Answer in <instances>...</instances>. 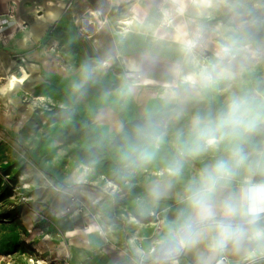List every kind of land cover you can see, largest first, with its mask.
Masks as SVG:
<instances>
[{
    "label": "rangeland",
    "instance_id": "rangeland-1",
    "mask_svg": "<svg viewBox=\"0 0 264 264\" xmlns=\"http://www.w3.org/2000/svg\"><path fill=\"white\" fill-rule=\"evenodd\" d=\"M237 1L225 0L226 28L220 22L203 33L210 42L195 49L197 65L179 51L194 70L215 63L221 47L231 49L225 64L232 78L199 94L186 90L173 70L132 69L122 57L107 62L98 42L79 30L54 31L41 44L40 79L23 84L22 97L11 107L19 125L2 133L18 160L0 164V264H158L155 249L178 238L177 228L190 213L187 185L232 146L221 143L189 158L181 177H169V164L191 139L193 118L213 117L232 94H264V0H241L243 7L233 10ZM216 27L223 30H212ZM84 40L96 56L89 55ZM85 68L92 73L87 80ZM9 75L1 72L0 81ZM244 147L264 148V125ZM155 178L168 179L174 196L155 197L150 190ZM59 196L66 201L62 211L53 207ZM138 199L145 229H123L124 207ZM153 211L164 215L157 225ZM74 225L84 237L76 242L65 229ZM240 264H264V257Z\"/></svg>",
    "mask_w": 264,
    "mask_h": 264
},
{
    "label": "crops",
    "instance_id": "crops-1",
    "mask_svg": "<svg viewBox=\"0 0 264 264\" xmlns=\"http://www.w3.org/2000/svg\"><path fill=\"white\" fill-rule=\"evenodd\" d=\"M224 3L225 0H0V12L16 9L18 15V21L10 23L3 32L1 38L6 40H0V73L8 72L10 75L20 76L21 68L33 73L34 79L31 83L38 81L42 73L41 59L44 56L41 44L52 37L55 24L62 19L75 23L76 33L79 30L84 39L89 37L93 42H98L99 50L107 62L122 57L130 68H141L148 73H168L174 71L177 66L185 72L193 71L179 57V51H182L181 40L198 38L202 46V43H209L206 37H202L203 33L208 34V31L214 26H219L220 22L223 29L226 28L225 25H229L227 22L224 25L223 11L226 8ZM241 7L243 5L239 3L233 10ZM127 20H131V23H125ZM214 21L219 23L212 25L211 22ZM21 24L25 27L19 29L18 25ZM178 29L186 35L181 36ZM223 29L216 27L212 30ZM194 54L197 55L195 50ZM8 81L9 78L0 81L1 165L18 160L17 149L8 140L2 139V133L13 132L19 125L18 116L11 107L17 106L25 90L23 84L10 86ZM33 176L36 178V175ZM159 179L171 183L166 178ZM152 182L150 190L153 193ZM239 183L235 181L230 190L238 189ZM92 194L91 191L87 193L89 196ZM174 194L173 187L168 194L161 193L159 197L169 198ZM59 197L53 207L61 208L62 211L66 201L62 196ZM139 204L140 199L134 206L124 207L126 219L123 229H145L142 223L144 216L141 215L143 210ZM167 226L168 220L165 229ZM65 229L73 236L74 242L84 238L78 230L81 228L75 225L67 226ZM179 232L180 227L177 228V236ZM169 243L171 246L166 254L170 257L166 264H218L223 255L229 260L227 264H240L245 260L243 253L235 254L231 250H226L209 261L210 254L205 243L180 246L176 237ZM163 244L165 243L161 245ZM158 248L154 253L156 261ZM157 263L163 264L159 261Z\"/></svg>",
    "mask_w": 264,
    "mask_h": 264
},
{
    "label": "clouds",
    "instance_id": "clouds-1",
    "mask_svg": "<svg viewBox=\"0 0 264 264\" xmlns=\"http://www.w3.org/2000/svg\"><path fill=\"white\" fill-rule=\"evenodd\" d=\"M178 32L186 35L181 29ZM199 45L198 38L181 40L182 51L193 65L199 63L194 54ZM230 55L229 47H221L215 63L188 72L177 66L174 72L186 90L199 94L214 89L221 80L232 78L225 64ZM91 74L85 68V80ZM176 87L169 86L171 96L177 94L172 91ZM261 125H264V94H232L213 117L193 118L191 139L178 149L176 158L169 164V177H181L189 158H198L221 143L232 146L226 155L206 164L187 185L190 213L180 224L177 238L180 246L205 243L209 261L226 250L243 253L246 260L264 257V148L249 152L244 147L248 136ZM158 140L159 137H153L154 142ZM239 177L243 179L238 189L230 190ZM160 194V188L154 187L153 195Z\"/></svg>",
    "mask_w": 264,
    "mask_h": 264
},
{
    "label": "bare ground",
    "instance_id": "bare-ground-1",
    "mask_svg": "<svg viewBox=\"0 0 264 264\" xmlns=\"http://www.w3.org/2000/svg\"><path fill=\"white\" fill-rule=\"evenodd\" d=\"M88 23V22H87ZM92 23V22H91ZM125 23H131V20H127L125 21ZM54 29L56 31V35H60L62 30L67 31L69 34H76V24L73 23L72 21H69L67 19H62V20H58L57 23L54 26ZM33 73H29L27 70L22 69V75L17 76L15 74H11L9 77V81L8 84L10 86L16 85V84H28L31 83L33 78ZM25 114L28 113V109L26 112H24ZM28 176L27 172L23 173V175H21L22 179H25V177ZM159 187L161 193H169V190L172 189V185L171 183L167 182V180H162L157 178L156 180H154L152 182V187ZM153 225H156V223L153 221Z\"/></svg>",
    "mask_w": 264,
    "mask_h": 264
},
{
    "label": "built area",
    "instance_id": "built-area-1",
    "mask_svg": "<svg viewBox=\"0 0 264 264\" xmlns=\"http://www.w3.org/2000/svg\"><path fill=\"white\" fill-rule=\"evenodd\" d=\"M18 21V15H17V10L16 9H8L5 12H0V40H2L3 38V32L5 31V29L7 28V26L12 23V22H17ZM19 29L20 28H24L25 26L18 25ZM151 215L154 217V222L156 223V225L158 224L156 219H161L164 217V215H161L160 213H156V212H152ZM229 262L227 256H222L221 259L218 261V264H227Z\"/></svg>",
    "mask_w": 264,
    "mask_h": 264
},
{
    "label": "trees",
    "instance_id": "trees-1",
    "mask_svg": "<svg viewBox=\"0 0 264 264\" xmlns=\"http://www.w3.org/2000/svg\"><path fill=\"white\" fill-rule=\"evenodd\" d=\"M172 244V243H171ZM175 243H173L174 245ZM170 243L167 242L163 245H161L159 248H158V251H157V257H158V261L159 262H163V264H166L167 263V259L170 257L169 255L166 254V251L170 248Z\"/></svg>",
    "mask_w": 264,
    "mask_h": 264
},
{
    "label": "water",
    "instance_id": "water-1",
    "mask_svg": "<svg viewBox=\"0 0 264 264\" xmlns=\"http://www.w3.org/2000/svg\"><path fill=\"white\" fill-rule=\"evenodd\" d=\"M84 43H85V47H86V50L88 51L89 55L96 56L97 52L95 51L93 46L87 40H84Z\"/></svg>",
    "mask_w": 264,
    "mask_h": 264
}]
</instances>
